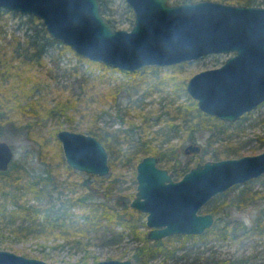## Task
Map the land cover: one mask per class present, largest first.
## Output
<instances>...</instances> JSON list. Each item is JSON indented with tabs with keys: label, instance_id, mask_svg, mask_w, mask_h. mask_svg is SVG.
Masks as SVG:
<instances>
[{
	"label": "trees",
	"instance_id": "16d2710c",
	"mask_svg": "<svg viewBox=\"0 0 264 264\" xmlns=\"http://www.w3.org/2000/svg\"><path fill=\"white\" fill-rule=\"evenodd\" d=\"M100 1L102 12L105 14L106 4L103 0ZM236 1L260 4L264 0ZM8 11L7 8H0V19ZM13 14L24 16L20 11ZM28 16L35 22L26 28L23 36L15 35L12 48L0 40V129L11 124L19 133L34 138L41 147V156L45 158L48 145H60L61 149L57 134L59 129L69 127L80 130L84 127L85 131L94 133L105 143L110 153L109 164L112 169L107 175H83L82 171L69 165L63 151H60V157L55 162L45 158L46 164L40 171L17 165V161L13 160L7 169L0 170V223L6 226L14 237L36 239L44 248L45 258L51 256L50 250L45 251L48 245L55 248L70 243L72 247L84 249L80 260L90 256L93 260H99L98 253L90 249L94 243L120 242L128 235L137 240L130 257L138 264H163L161 261L154 263L152 260L158 255L175 254L180 247L177 244L178 238L187 240L191 237L204 238L210 235L218 239L236 240L240 237L264 234L263 207L250 225L243 219H233L222 224L214 223L202 233H176L162 238H149L144 211L130 205L137 186L136 167L140 158L155 153L159 156L160 165L169 167L179 177L192 165L189 161L183 164L177 161L174 154L177 144L172 139L180 137L193 142L197 140V133L203 130L208 131V148L200 157L206 154L211 158L243 155L248 139L234 140L233 136L243 128L241 124L249 116V112L237 120L228 121L205 112L198 106L197 100L191 97L190 101L180 102L175 113L166 110L164 124L150 129L151 113H144V109L139 107L140 103L132 98L135 93L133 89L127 87L131 95L130 100L126 105H121V88L108 95L91 90L89 83L93 79L90 75H86L82 83L72 89L73 93L57 99L52 105L44 104L40 101L45 88L43 77L41 73L31 71V67L42 64L50 45H60L62 51L72 49L78 58H84L92 65L101 68L114 67L79 54L63 40L52 36L40 17L34 14ZM107 18L116 26V18ZM5 24L3 22L0 25V32L5 31ZM182 62L171 65L178 68L183 65ZM156 67L146 65L135 71H126L136 74L146 68ZM153 85L148 84L147 87L153 88ZM128 86L133 87V84ZM181 86V91L188 94L185 83ZM101 101L108 102L109 107H101V111L95 110V116L87 123L82 119L76 120L74 111ZM106 113L111 115L113 120L127 122V127L118 125L110 130L96 122ZM128 114L139 116L141 121L137 122L133 117L126 119ZM158 121L155 120L154 123ZM51 122L53 126H50ZM149 129L151 132L146 133ZM261 140L264 141V136H261ZM258 151L259 145L255 148V152ZM118 166L132 169L133 175L129 184L126 183L130 180L127 174L122 169L118 170ZM254 180L255 178L249 179L240 186L237 193L211 210L216 213L228 204L249 203L257 194L253 186ZM227 192L229 191L217 194L216 198ZM5 234V230L0 231V243L4 241ZM51 238L55 242L50 244Z\"/></svg>",
	"mask_w": 264,
	"mask_h": 264
},
{
	"label": "water",
	"instance_id": "95a60500",
	"mask_svg": "<svg viewBox=\"0 0 264 264\" xmlns=\"http://www.w3.org/2000/svg\"><path fill=\"white\" fill-rule=\"evenodd\" d=\"M134 9L131 28L116 27L102 12L100 0H0V8L42 18L52 36L91 60L135 71L168 65L210 53L231 52L220 66L194 73L186 86L205 112L234 121L264 102V4L222 0H127ZM70 166L107 175L110 153L87 131H57ZM187 152L201 151L193 141ZM14 159V148L0 139V170ZM155 153L137 162V189L130 205L146 212L147 236L202 233L215 214L201 212L207 201L237 183L264 174V150L199 160L175 178L159 165ZM0 264H138L132 258L54 262L0 246Z\"/></svg>",
	"mask_w": 264,
	"mask_h": 264
},
{
	"label": "rangeland",
	"instance_id": "374dc122",
	"mask_svg": "<svg viewBox=\"0 0 264 264\" xmlns=\"http://www.w3.org/2000/svg\"><path fill=\"white\" fill-rule=\"evenodd\" d=\"M103 1L106 4L105 15L106 17H114L117 19L116 27L131 28L133 26L135 13L127 0ZM171 1L181 2L184 0ZM222 1L249 4L246 1ZM261 4H264V1L258 5ZM13 12L14 11L9 9V11L5 12L0 19V25L3 22L6 23L5 31L0 32V40L4 44L7 43L9 48H12V45L14 44L15 35L20 34L23 36L26 28L30 27L35 22L30 20L28 16V14L32 15L30 13H22L24 16H21L20 14H13ZM232 53L233 51L228 53H210L209 55L201 56L197 59L183 61V65L178 68L171 64H157L154 65L157 66L156 68H146L142 72L132 74L127 72V69L123 70L118 67L101 68L94 64L92 65L88 60L78 58L72 49L62 51L60 45H50L49 50L43 58L44 61L42 64H39V66L33 65L31 71L41 73V76L43 77L42 82L43 85H45V88L43 90L44 93L40 96V101L49 105L54 104L57 99H61L63 96L73 93L72 89L77 88L86 75H90L91 79H93L91 83H89V88L91 90H97L99 93H106L108 95L112 91H115V89L121 88L122 92L120 94L121 97L119 98L121 105L127 104L131 96L129 94V88L133 89L135 93L132 98L140 103L139 107L144 109V113H151L150 124L152 125L149 126L150 129H154L164 124L163 118L167 116V113L165 112L166 110L175 113L176 106L180 102L190 101L191 97L195 98L191 94H186L181 91L182 84L185 83L186 86L190 77L201 69L220 66ZM153 71H155V73H153ZM99 73H101L99 76L94 75ZM158 82H160V84L157 85ZM128 84H133V87L128 86ZM148 84H154L153 88L147 87ZM101 107L108 108L109 103L101 101L94 102L87 108L81 107L74 111L76 115L75 118L76 120L82 119L84 123H87L90 118L93 119L95 116L94 111H101ZM114 112H116V110H114ZM248 115L249 116L246 117L241 124L243 128L240 132H235L233 136L234 140L248 139L244 145V154L256 153L255 148L258 145L260 151L264 150V141L261 140V136H264V102H261V104L256 106L255 109L251 110ZM129 117H133L137 122L141 121L140 117H135L134 114H128L126 119ZM99 119L96 120V122L110 130L116 128L118 125L127 127V122H121L118 119L113 120V117L108 113L102 115ZM155 120L159 121L154 123ZM49 124L50 126L54 125L52 122ZM150 129L147 130L146 133L151 132ZM80 130L85 132L84 127ZM207 134V130H203V132L199 131L197 133L196 142L201 144V151L199 152H187L184 148L192 141L189 139L174 137L172 140L177 144L174 153L177 157V161L182 164L189 161L191 165H194L199 160L203 161L205 158H211L207 154L204 157H200L202 154L204 155V150L208 148L206 142ZM0 139H5L14 148L13 160L17 161V165H24L30 170H43L46 164L44 160L45 158L55 162L60 157V151H63L62 146L60 149V145H48L46 147V155H44L46 157L43 158V156H41V147L38 145L37 141L34 138L26 136L24 133H19L18 129L11 124L8 125V127L0 129ZM119 169H122L127 174L128 179L133 175L131 168L127 169L118 166V170ZM82 172L84 173H82L83 175L89 174L85 171ZM130 182L131 179L126 183L129 184ZM243 184L244 183H240L236 188L227 189L229 191L227 194H222L216 199L209 201V203L206 204L204 211L211 210L212 208L214 209L217 204H220L223 200L233 196ZM253 186L257 194L249 201V203L245 205L228 204L226 208L215 213L216 218L214 223L222 224L228 220L243 219L250 225V223H252V221L260 214L261 208L264 207V174L255 178ZM146 227L148 230L150 229L149 226L146 225ZM7 229L6 226H3V224L0 223V231L5 230L6 233L4 235V241L2 240L0 246L3 248H9L15 252L17 251L26 255L39 256L46 260L64 263L80 261V258L85 252L82 248L78 249L70 246V243L66 245H58V247L55 248L48 245V247L45 248V251L50 250L51 256L45 258L43 256L44 248L36 241V239L16 238L14 237V234L10 233ZM58 240H60V238H58ZM49 242L51 244L52 242H55V240L51 238ZM136 243V239L125 235L120 242L94 243L90 249L98 253L100 257L99 259L112 257L120 259L131 258L130 254L133 251V245ZM177 244L180 247L175 254L170 256L158 255L152 261L154 263L161 261L163 264H264V234L240 237L236 240L230 238L218 239L210 235L204 238L191 237L187 240H184V238H178ZM82 260L91 261L93 260V257L90 256L89 258Z\"/></svg>",
	"mask_w": 264,
	"mask_h": 264
},
{
	"label": "flooded vegetation",
	"instance_id": "af4514ba",
	"mask_svg": "<svg viewBox=\"0 0 264 264\" xmlns=\"http://www.w3.org/2000/svg\"><path fill=\"white\" fill-rule=\"evenodd\" d=\"M248 112H250V111H248ZM245 113H247V112H245ZM243 115H245V114H243ZM159 162V161H158ZM159 165H160V162H159ZM161 166V165H160ZM162 166H164V165H162ZM167 167V166H166ZM169 168V167H168ZM170 169V168H169ZM171 170V169H170ZM172 171V170H171ZM172 172H174V171H172ZM175 178H179V177H181V176H179V177H177L176 176V173H175ZM136 178H137V175H136ZM258 178V177H257ZM137 184V183H136ZM238 185L240 184V183H237ZM237 184L236 185H233V186H231V187H229L228 189H230V188H233V187H235V186H237ZM245 184V183H244ZM136 189H137V186H136ZM136 191V190H135ZM227 191V190H226ZM135 194V193H134ZM135 196V195H134ZM217 196V195H216ZM216 196H214V197H212L210 200H208L207 201V203H209V201H211V200H213L214 198H216ZM206 203V204H207ZM206 206V205H205ZM205 206H203L202 208H201V212H207V211H211V210H207V211H204V208H205ZM212 213H214L213 211H211ZM144 213H145V216H146V212L144 211ZM215 214V213H214ZM215 218H216V214H215ZM215 221V220H214ZM214 223V222H213ZM149 231V230H148Z\"/></svg>",
	"mask_w": 264,
	"mask_h": 264
}]
</instances>
